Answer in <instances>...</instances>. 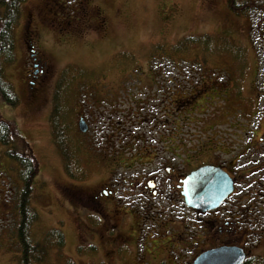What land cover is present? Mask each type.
Wrapping results in <instances>:
<instances>
[{"label":"rangeland","instance_id":"374dc122","mask_svg":"<svg viewBox=\"0 0 264 264\" xmlns=\"http://www.w3.org/2000/svg\"><path fill=\"white\" fill-rule=\"evenodd\" d=\"M249 15L231 14L227 0L23 3L15 27V60L5 69L18 102L9 105L0 96V116L17 123L38 160L29 200L37 216L26 230L28 237L35 243L50 229L63 232L62 246H53L39 264H103L101 259L113 264L109 247L118 237L114 240L109 229L117 225L122 241H135L128 232L130 217L136 226L141 223L137 211L130 214L132 208L151 202L166 214L178 192L173 185L177 176L183 181L200 165L223 168L245 152L244 146L255 147L254 136H243L256 127L257 111L264 115V105L255 104L264 96H259L252 80L253 48L258 43L251 21L260 15L252 14L251 20ZM32 53L39 55L36 66ZM65 72L68 84L61 105L67 108V123L54 113L55 90L63 76L65 80ZM82 120L86 130L80 126ZM60 134L67 140L59 139ZM3 145L0 264H18L17 205L22 183L17 163L4 154ZM72 151L73 162L64 155ZM258 156L250 149L242 153L235 169L225 167L237 177L239 194L248 198L245 213L251 217L248 209L261 208L252 216L258 227L248 225L255 233L256 252L250 244L246 252L238 249L244 262L257 254L252 264H264V185L259 183L264 179L252 167ZM165 165L176 168L175 176ZM139 181L145 182L144 190ZM108 187L114 189L115 200L103 196L99 198L103 204H94L93 194ZM142 197L144 204L138 200ZM234 199L225 207L227 212ZM115 201L121 204L116 206ZM146 231L151 235V229ZM160 243L159 232L154 244ZM130 251L132 255L123 254L132 262L150 261L149 252ZM181 253H167V259L191 264V253L186 252L187 260Z\"/></svg>","mask_w":264,"mask_h":264},{"label":"flooded vegetation","instance_id":"af4514ba","mask_svg":"<svg viewBox=\"0 0 264 264\" xmlns=\"http://www.w3.org/2000/svg\"><path fill=\"white\" fill-rule=\"evenodd\" d=\"M235 1L238 3L252 2L255 4V7L250 10V20L252 14L259 12L260 15L256 21H251V25L254 26V33L256 34V42L258 43V46L253 48L255 57L253 62L254 74L252 80L255 84V87L258 88L259 96L262 98L264 96V21H262V19L264 20V17L262 18L261 15H263L262 12H264V0ZM227 8L231 14L237 16L236 12L231 8V0H227ZM32 52H34V50H32ZM34 55L36 56L34 57ZM32 56L34 59L33 65L36 66L38 64L37 56L39 57V55L37 53H32ZM44 70L45 68L41 69V72L44 73ZM31 83L35 84L34 81H31ZM255 104L259 106L264 105V101H256ZM255 115H257V121L255 125L256 127L253 130L250 129L252 130L251 132L243 135L245 138H247L248 136L249 139L254 136L255 147H249L248 144L247 147L244 146L245 148L243 147V149L245 152L253 149L254 152L259 153V156L252 164V167L253 165H255L253 168L257 169L256 174L260 177H263L264 179V124H261V122L264 121V115L263 113H260L258 111ZM245 129L249 130V127ZM236 136H238V134H236ZM223 152L225 153V149H223ZM245 152L241 151L236 158L233 156V158L235 159L229 161L230 163L225 162V167H230L231 170L235 169L236 166L240 164L242 153L245 154ZM246 164L251 167L248 162H246ZM225 167L223 166L222 169L226 171L234 180L233 190L226 198L224 197L222 202L218 205H215L211 208H206L194 206L187 203L186 197L184 195V182L182 181L183 177H179L176 174V176L178 177L177 182L173 183V185L178 192L177 195L173 197L174 200L169 203L170 206L167 207L166 214H163L164 211L163 209L160 210L161 207L158 204L153 205L151 202L145 205L146 208L144 206H139V208L136 209L132 208V212L130 211V214H133L137 211V220L139 219L137 223H141L140 226H136V223H134L135 218L132 216L130 217V220L132 222L128 226V232H131L130 234L133 235L135 241L131 240L128 243L123 237L122 238L124 240L122 241L121 236H119V232L122 233V231L115 227L117 225L110 227L109 232L114 235V240L116 238L115 236L118 237V241H115V245L109 247V249H111L110 251L113 252L115 258L113 260V264H136L135 262H132L133 260H130L129 257L123 254V252H127L132 255L130 249H133V251L136 252L139 250L141 252H149L150 261L146 260L145 263L147 264H181L182 262H180L176 258L167 259V253H174L175 251L184 253L181 254L186 260L188 259V256L185 255L186 252L189 254L191 253L189 259L192 258L191 264H195L204 253L225 251V247H232L236 250L239 249L242 252H246V250L249 249L246 247L250 244V247H254L252 249L255 250V238L253 239V235H255V233L250 231V227L248 225H250L251 227H258L257 223L253 221L252 216L257 214V212L259 211L258 209L261 210V208L257 207L258 211L248 209V211L251 212V217H249L245 213L246 209L244 205H246V200H248V198L239 194V190L237 189L236 185L237 177L232 176ZM165 169L168 173H171L175 176V167H173L172 165H165ZM141 183L142 181H139V184ZM259 183L261 184V186L264 185L263 182ZM142 184L144 186L142 187V190H144L146 184L145 182H143ZM161 191L162 193H164V188H161ZM237 194H239V196H235ZM103 196L114 198V189L108 187L107 189L104 188L100 190L99 193H94L93 203L96 205L103 204V202L99 200V198ZM232 197H235L233 208L229 210L230 212H227L225 210V207L229 205L228 203ZM258 198L260 197L256 195L255 199ZM138 200H140V204H144L146 198L142 197ZM114 203L116 206L118 204H121L117 201H115ZM140 207H142L144 210H148L149 212H143ZM93 214L97 213L94 212ZM100 220L103 219L100 217ZM146 228L147 230L151 229V235L148 236L146 234L148 233L146 231ZM225 231L227 234L226 240ZM159 232L161 236V243L156 245L154 244V242ZM258 237H261L260 233H258ZM138 240H141V242ZM94 247L97 250L99 246L95 245ZM149 250L151 251V253ZM118 252H121V254H119ZM161 253H164L165 255L162 256L158 261H156L155 258H157V256ZM260 256L261 255H259V260ZM100 261L103 264L106 263L104 259H101ZM249 261L250 264L256 262L257 254H254L251 258H248L246 262ZM243 262L241 264L246 263ZM212 264H217V261H213Z\"/></svg>","mask_w":264,"mask_h":264},{"label":"trees","instance_id":"16d2710c","mask_svg":"<svg viewBox=\"0 0 264 264\" xmlns=\"http://www.w3.org/2000/svg\"><path fill=\"white\" fill-rule=\"evenodd\" d=\"M27 0H0V96L9 105H15L18 102V96L13 85L8 81L5 75L7 65L15 60L16 35L15 27L20 15V8ZM238 1V0H237ZM255 7L252 2L238 3L231 0V8L236 14L244 13L247 15ZM228 38V37H227ZM229 39V38H228ZM189 40V38H188ZM205 41V40H204ZM206 42V41H205ZM186 42V47H187ZM185 45L181 47L186 49ZM66 80V72L64 73ZM64 76L58 82L55 90L54 113L59 112V118L66 117V107L61 105L62 92L68 81ZM70 81V80H69ZM66 108V109H65ZM65 113V115H64ZM58 118V119H59ZM67 120H65L66 122ZM67 123V122H66ZM68 138L60 134L59 139L66 141ZM63 141V140H62ZM60 140V143L62 144ZM0 143L6 146L4 154L17 163L19 179L22 183L18 195L17 210L19 214V224L16 230V236L19 240L18 264H39L47 257V251L53 246L59 249L63 244V232L60 229H50L45 233L41 241L33 242L27 235L31 222L36 219L37 212L32 211L29 200L34 189V183L38 176V160L30 146L23 140L17 123L12 119L0 116ZM63 146V145H62ZM64 154V153H63ZM68 160L74 159V151L64 154ZM71 166V163L67 162Z\"/></svg>","mask_w":264,"mask_h":264},{"label":"water","instance_id":"95a60500","mask_svg":"<svg viewBox=\"0 0 264 264\" xmlns=\"http://www.w3.org/2000/svg\"><path fill=\"white\" fill-rule=\"evenodd\" d=\"M80 126L83 130L87 129L84 120L80 122ZM226 175L221 167L213 165L193 170L183 180L187 203L198 207H214L233 190V180ZM216 254H219L218 257ZM213 261H217V264H241L244 255L232 247H225V251L204 253L195 264H212Z\"/></svg>","mask_w":264,"mask_h":264}]
</instances>
